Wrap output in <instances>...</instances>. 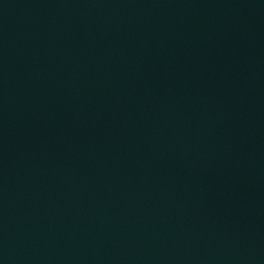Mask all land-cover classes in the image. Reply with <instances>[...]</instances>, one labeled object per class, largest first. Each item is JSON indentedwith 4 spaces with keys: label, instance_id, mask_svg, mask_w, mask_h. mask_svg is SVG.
Masks as SVG:
<instances>
[{
    "label": "water",
    "instance_id": "95a60500",
    "mask_svg": "<svg viewBox=\"0 0 264 264\" xmlns=\"http://www.w3.org/2000/svg\"><path fill=\"white\" fill-rule=\"evenodd\" d=\"M0 264H264V0H0Z\"/></svg>",
    "mask_w": 264,
    "mask_h": 264
}]
</instances>
